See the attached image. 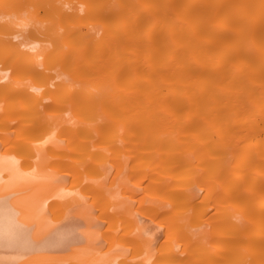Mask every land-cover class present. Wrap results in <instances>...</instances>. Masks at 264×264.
<instances>
[{"label": "bare ground", "instance_id": "1", "mask_svg": "<svg viewBox=\"0 0 264 264\" xmlns=\"http://www.w3.org/2000/svg\"><path fill=\"white\" fill-rule=\"evenodd\" d=\"M0 264H264V0H0Z\"/></svg>", "mask_w": 264, "mask_h": 264}]
</instances>
